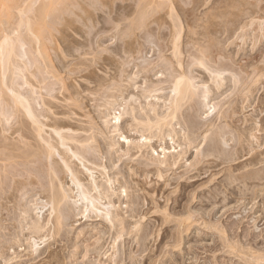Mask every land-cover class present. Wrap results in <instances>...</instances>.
I'll use <instances>...</instances> for the list:
<instances>
[{
    "label": "bare ground",
    "instance_id": "bare-ground-1",
    "mask_svg": "<svg viewBox=\"0 0 264 264\" xmlns=\"http://www.w3.org/2000/svg\"><path fill=\"white\" fill-rule=\"evenodd\" d=\"M103 1L15 0L13 20L0 21V264H69L79 254L84 260L74 259V264H95L90 257L96 254L103 260L107 252L104 245L113 236L115 240L121 239L122 249L116 247L114 255L111 252L105 260L110 256L117 264L126 259L130 264H172L176 261L175 251L167 249L159 259L150 254L151 250L145 257H139L135 251H141L149 235L162 227V241L167 239L171 248L179 247L183 234L199 219L218 234L220 241L226 242L230 252L253 255L254 250L245 251L228 242L216 218L204 217L215 214L219 202L224 207L264 194L263 183H259L264 179V166L253 168L264 159V150H256L264 141V134L260 133L264 132V122L258 125L257 117L256 121L252 116L238 115L251 106L254 84L258 76H264V69L255 66L259 70L253 78L247 76L251 79L248 80L243 74L253 61L244 62L245 65L239 61V68L245 70L240 72L242 77H235L234 71L232 78L223 76L237 60L232 59L233 50L226 54L219 43L210 42L215 28L208 30L211 36L206 31L194 30L193 23L199 18L194 22L195 17L192 21L190 18L196 0H191L192 10L186 9L187 25L193 28L186 30V41L191 43L186 49L191 60L187 59L186 64L181 57L185 41L179 42L180 17L178 23L174 21L176 29L172 31L167 19L154 16L166 4L159 0H108L106 6ZM166 1L172 8L168 16L174 19L173 0ZM259 8L264 11V7ZM250 16L246 15L248 19ZM159 18L167 23L169 33L162 29ZM238 18V23L230 20L233 27L226 25L228 37L238 29L254 26L252 17L248 22ZM65 20L70 25L77 23L71 27L72 38L53 39L51 30L55 31ZM152 22L158 23L157 27ZM35 25H42L39 28L43 32L38 33ZM246 31L240 32L237 39H249L244 38ZM152 35L158 39L168 36V40L163 44L157 39L152 46L154 40L148 39ZM155 53L157 58H152ZM220 54L224 60L218 59ZM194 67L208 71L205 70L208 74L204 75L202 85L196 84L198 75L193 74ZM227 82L229 86L231 82L234 87L237 83L240 86L219 104L216 98ZM258 106L264 107V97L259 99ZM205 112L207 119L202 118ZM175 124L184 130L181 136ZM106 133H113V138L107 140ZM174 136L181 138L186 147L176 150L180 145L174 144ZM228 139H233L230 148L224 146ZM193 147L194 155L190 152L185 158ZM189 159L187 168L176 172L182 160L185 163ZM116 160H122L120 166H115ZM202 179L206 180L198 184L199 189L195 187L190 193L188 188ZM171 185L175 194L164 195ZM159 195L164 197L162 202L157 200ZM29 201L37 209L36 218L31 216ZM169 201L171 205L167 207ZM123 205L126 211L122 210ZM91 217L100 226H82ZM83 218V223L78 224L81 228L73 230L76 239L70 237L73 231L66 226ZM156 221L157 227L162 226L160 230L153 228ZM234 226L236 222L230 224V229ZM51 238L64 241V249L40 257V245L49 247ZM131 243L135 244V251ZM66 248L71 251L66 253ZM249 258L245 261L251 264L264 260V250L257 252L253 260ZM105 260L94 261L108 264Z\"/></svg>",
    "mask_w": 264,
    "mask_h": 264
},
{
    "label": "rangeland",
    "instance_id": "rangeland-1",
    "mask_svg": "<svg viewBox=\"0 0 264 264\" xmlns=\"http://www.w3.org/2000/svg\"><path fill=\"white\" fill-rule=\"evenodd\" d=\"M15 1V0H14ZM14 1L13 0H0V21H3L2 20V18L4 19V20H7L8 19V21H12L13 20V18L11 17V16H13L14 15V13H13V11H16V10H14V5H13V3H14ZM105 1V5L107 6L108 4H107V2L106 1H108V0H104ZM103 1V2H104ZM110 1H113V0H110ZM109 1V2H110ZM115 2L117 1V2H119L120 0H114ZM158 1V0H157ZM173 1H175V2H173ZM172 1V6H174L175 8L174 9H176V10H174L175 11V17L173 16V18L174 19H172V17H170V15L168 16V13L170 14V12H171V10H172V8H169L168 6V2L165 0V2H164V0H162V2L159 0V2L160 3H163V4H166V6H167V8H166V6H160L159 7V9H157L158 10V12H155V14H154V16H156V14H158L156 17H160V15H161V19L162 20H166V21H168L169 23H168V26H170L169 28H171L172 29V31H173V29L175 30L176 29V27H174L173 25H174V21L175 22H177L178 23V21H179V17H180V21L182 22H180L179 21V25H178V29H179V32H180V37H179V42L181 43V42H184V48H183V55H181V57H182V59H184V62H185V64L187 63V59H188V61L189 60H191V55H189V53L186 51V49H188V48H190L191 46V43H187V31L186 30H191V29H193V28H191L190 29V27H188V25H187V10L186 9H188V8H190V10H192V2H191V0H173ZM195 1V0H194ZM206 1V2H205ZM205 1H203V0H196L195 2H193V6H194V4L195 3H197V5H196V9H195V6H194V10H192V11H194V12H192V14H193V16L190 18V16H189V18H190V20L192 21L193 19L192 18H194V20L192 21V22H194L196 19H198L197 21H195L193 24H195V26L197 25L198 26V24H201L202 22V24L201 25H199L200 27L198 28L197 26H196V28H195V26H194V30L196 29V31H199L200 32V30H201V32L202 33H204V31H206L205 32V34H209V36H211V34L213 33L214 35H212L209 39H211L212 41H210V42H213V40H214V42L216 43H219L218 45L221 47H223V49H225V53L226 54H229L230 53V51H228V50H231V52H232V50H233V52L232 53H230L231 54V56L233 55V58L232 59H234L233 61H235V60H237V61H235V63H231L232 64V66H231V69H227V70H225L224 72H223V76L225 77V78H227L228 79V77L230 78H232V74H234V76L236 77V75L237 76H239V74H240V72H241V74H243L242 72L244 71L245 72V70H241L240 68H239V66H240V62H242V63H249V64H251L252 63V61H253V65L251 64V66L249 65L248 66V72H245V74H243L242 76L243 77H245L246 76V78L248 79V80H251V79H249V78H253V74H255L256 72H257V70H259L258 68H263L264 69V59H261L262 58V55L264 56V34L262 33V32H264V29H263V26H264V15H263V13H264V11L262 10V9H260L259 8V6L260 7H264V0H258V2H257V0H205ZM208 1V2H207ZM227 1V2H226ZM229 1V2H228ZM249 3H248V2ZM13 2V3H12ZM108 2V3H109ZM123 2H129V1H123ZM199 2V3H198ZM215 2V3H214ZM259 4H257V3ZM202 3V4H201ZM220 3H222V4H220ZM251 3V4H250ZM255 3V4H254ZM10 4V5H9ZM174 4V5H173ZM224 4V5H223ZM254 6H253V5ZM162 5V4H161ZM201 5V6H200ZM226 5V6H225ZM251 5V6H250ZM258 5V6H257ZM263 5V6H262ZM171 6V7H172ZM178 7V8H177ZM218 7V8H217ZM158 8V7H157ZM167 9H168V11H167ZM170 9V10H169ZM259 9L261 10V11H259ZM8 12H7V11ZM11 10H12V13H13V15H12V13H11ZM180 10V11H179ZM207 10V11H206ZM210 10V11H209ZM253 12H255V13H252V11ZM173 11V12H174ZM186 11V12H185ZM204 11V12H203ZM217 12V13H216ZM262 12V13H261ZM178 13V14H177ZM203 13H205V14H203ZM261 13V14H260ZM5 15V17H4V15ZM207 14V15H206ZM249 15V14H251V16H250V18L252 17L253 18V20H255V21H252L253 22V27H252V24L251 25H249V26H251L250 28H249V26L248 27H245V29H243V30H241V29H238V30H236V32L231 36V37H228L229 35L228 34H226V31L228 30V28H227V30H226V25H231L230 26V28L231 27H233V24L234 23H238L239 22V20H237V18L238 17H241L242 16V18H238V19H244V20H242V21H246V22H248L247 20H250V18L248 19V17H246V15ZM165 15V16H164ZM191 15V14H190ZM209 15H213L212 17L211 16H209ZM245 15V16H244ZM2 16V17H1ZM9 16V17H8ZM163 16H164V19H163ZM198 16H201V18H204V19H201L200 17H198ZM206 16V17H205ZM254 16V17H253ZM260 16V17H259ZM7 17V18H6ZM211 17V18H210ZM71 18V17H70ZM152 18V17H151ZM159 18V22H161L160 23V26L162 27V29L163 30H166L167 28H168V26H167V23H165V21H164V23H162L163 21L161 20ZM177 18V19H176ZM206 18V19H205ZM209 18V19H208ZM245 18H247L246 20H245ZM259 18H261V20L259 19ZM12 19V20H11ZM69 19V18H68ZM72 19V18H71ZM186 19V20H185ZM204 20V21H201V20ZM236 19V20H235ZM70 20V19H69ZM169 20H173V22L171 23V21H169ZM210 20V21H209ZM236 21V22H234V23H232L231 21ZM240 20V21H241ZM190 21V22H191ZM228 21V22H227ZM261 22V24H260V22ZM72 22V21H71ZM209 24H208V23ZM250 22V21H249ZM259 22V23H258ZM263 22V23H262ZM65 23H67L66 25H65ZM76 23V22H75ZM74 23V24H75ZM181 23V24H180ZM198 23V24H197ZM226 23V24H225ZM74 24H68V22H66V20L62 23V25L59 23L58 24V26H56V28H54V30L55 31H57V32H55V31H53V30H51L52 32V38L53 39H55V40H59V39H69V38H72V29H71V27H73L74 26ZM77 24V23H76ZM152 24L154 25V26H156L157 27V25H158V23L156 24V22L154 23V22H152ZM151 24V25H152ZM163 24V25H162ZM205 24V25H204ZM212 24V25H211ZM218 24V25H217ZM259 24V25H258ZM61 25V26H60ZM73 25V26H72ZM203 25V26H202ZM214 25H216V27L214 26ZM256 25V26H255ZM35 26H38V25H35ZM41 27H42V25H40ZM40 26H38V28L40 27ZM69 26V27H68ZM173 26V27H172ZM212 26V27H211ZM260 26V27H262V29L260 28H258V27ZM46 26L44 25V28H45ZM60 27V28H59ZM66 27V28H65ZM163 27H165V29L163 28ZM183 27V28H182ZM223 27V28H222ZM43 28V27H42ZM41 28V29H42ZM69 28V29H68ZM182 28V29H181ZM199 30H198V29ZM216 29V30H213V29ZM248 28V29H247ZM252 28H256L257 29V31L256 30H252L251 31V29ZM40 28L38 29V33L39 32H43V30H41ZM67 29V30H66ZM210 29H212L213 31H211ZM220 29L221 30H224V32L223 31H221L220 32ZM260 30V32H259V30ZM68 30H69V32L70 33H68ZM170 30V29H169ZM169 30H166L167 31V33H169L170 31ZM182 30V31H181ZM208 30H210V31H208ZM245 30H247L246 32H247V35L244 37L245 39H246V37L247 38H249V39H252V40H249V39H246V41L245 40H243L241 37V39H237V38H239V36L238 35H240V32H241V34H243V33H245L244 31ZM249 30V31H248ZM59 31H60V33H59ZM66 31V32H65ZM219 31V32H218ZM253 31H255V32H253ZM262 31V32H261ZM45 32V31H44ZM55 32V33H54ZM65 32V33H64ZM216 32V33H215ZM249 32V33H248ZM254 34H253V33ZM258 32V33H257ZM228 33V32H227ZM239 33V34H238ZM263 35H262V34ZM40 34H42V33H40ZM67 34H69V35H67ZM74 34V33H73ZM185 34V35H184ZM226 34V35H225ZM249 34H252V35H249ZM257 34V35H256ZM43 35V34H42ZM62 37H61V36ZM218 35V36H217ZM262 35V37L260 38V36ZM59 36V37H58ZM65 38H64V37ZM194 36H196V34L194 35ZM214 36H215V38H214ZM241 36V35H240ZM249 36H252V37H249ZM254 36H256V38L254 37ZM149 37V36H148ZM154 37V38H153ZM236 39H234V38ZM258 37V38H257ZM164 38H165V40L166 41H163L164 40ZM167 38V39H166ZM220 38V39H219ZM260 38V39H259ZM149 40H154L153 42H155V40H157L158 38H157V36L155 37V36H151V37H149L148 38ZM184 41H183V40ZM151 40V41H152ZM161 40V41H160ZM167 40H168V36H165V37H163V39H158L157 41L158 42H162L163 44H165L166 42H167ZM223 41V42H222ZM232 41H233V43H232ZM253 41V42H252ZM151 43V45L153 46V44H155L156 45V42L155 43ZM230 42V43H229ZM251 42V43H250ZM255 42V43H254ZM258 42V44L256 45V43ZM216 43V44H217ZM229 43V44H228ZM231 43H232V46H231ZM236 43H238V44H236ZM241 43H243L242 45H241ZM235 44V45H234ZM263 44V45H262ZM154 45V46H155ZM252 45V46H251ZM238 47V49H239V51H238V49H236V47ZM259 46V47H258ZM188 47V48H187ZM227 47V48H226ZM240 47V48H239ZM155 48H156V46H155ZM243 48V49H242ZM254 48V49H253ZM241 49V50H240ZM251 49V50H250ZM228 52H227V51ZM235 50V51H234ZM169 52L170 53V50H167L166 49V52ZM237 51V52H236ZM168 52H167V54H168ZM260 52V53H259ZM235 55H234V54ZM239 54V55H238ZM151 55V53L150 54H147V56H150ZM157 56V54L155 53L154 55H153V57L152 58H157L156 57ZM235 56V57H234ZM245 56H247V57H245ZM250 56V58L248 59V57ZM218 57V59L219 60H224V55L223 54H220L219 56H217ZM256 57H257V59H258V61L256 60ZM146 58H150V57H146ZM151 58V59H152ZM190 58V59H189ZM246 58V59H245ZM264 58V57H263ZM217 59V60H218ZM251 59V60H250ZM246 60V61H245ZM240 61V62H239ZM250 61V62H249ZM229 62H231L230 60H229ZM237 62H239V64L237 63ZM257 62V63H256ZM260 62V63H259ZM238 65H237V64ZM245 63H244V65H245ZM255 64V65H254ZM258 64V65H257ZM209 66L208 67H210V68H213L212 67V65L211 64H208ZM237 65V66H236ZM262 65V66H261ZM258 67L257 68V70H256V67ZM261 66V67H260ZM203 67H194L193 68V74H196V75H198V78H196L197 79V83L196 84H200V85H202L203 84V81L204 80H206V79H204V75L208 72L206 69H202ZM255 68V69H254ZM233 69V70H232ZM246 69V68H245ZM205 70L207 71L206 73H205ZM231 71V72H229V71ZM252 70H254V73H253V71ZM201 71V72H200ZM203 71V72H202ZM234 71V72H233ZM233 72V73H232ZM235 72L237 73V74H235ZM232 73V74H231ZM208 74V73H207ZM241 74H240V76L239 77H237V78H240V77H242L241 76ZM247 74H249V75H247ZM195 75V76H196ZM228 76V77H227ZM234 76H233V78H234ZM249 78H248V77ZM251 76V77H250ZM197 77V76H196ZM201 77H202V80H201ZM261 76H258L257 78V80H256V84H254V88H255V92H254V94H252V97H250L251 98V101H252V104H251V106H248V107H245V108H243L239 113H238V115H240V116H242V117H244V115L245 116H252V118L254 119V120H256L257 121V119H258V125L260 124V123H263L264 122V107H261V106H258V102H259V99H261L262 97H264V76H262L261 78H260ZM259 78H260V80H259ZM204 79V80H203ZM199 80V81H198ZM257 81H259V82H257ZM202 82V83H201ZM224 82H226L225 80H224ZM262 82V83H261ZM210 83V81L208 82V84ZM228 83V82H227ZM259 83V84H258ZM198 84V85H199ZM259 85V86H258ZM237 86L239 87L240 86V84L239 83H237V85H236V87H234L233 86V83L231 82V84H230V86H229V83L228 84H224L223 86H222V89H221V91H222V93H221V91H220V96L218 97V98H216V100L217 101H220V103L219 104H221V102H224V101H226L228 98H230V96H232V94L234 93L233 91H234V88H235V91H236V88H237ZM257 87V88H256ZM261 87V88H260ZM225 88H227V89H225ZM256 89H257V91H256ZM229 90H230V92H229ZM233 90V91H232ZM226 91V92H225ZM228 96H227V95ZM261 95V96H260ZM224 96H226L225 98H224ZM261 97V98H260ZM220 98H222V99H220ZM227 98V99H226ZM255 101V102H254ZM216 102V101H215ZM212 103V102H211ZM245 104V103H244ZM257 104V105H256ZM253 105V106H252ZM258 106V107H257ZM262 110V111H261ZM240 113H242V115L240 114ZM250 113V114H249ZM206 112L204 113V114H202V118L204 119V118H206L205 116H206ZM248 116V117H249ZM207 117H209L208 115H207ZM256 117H257V119H256ZM207 119V118H206ZM261 120V121H260ZM263 120V121H262ZM221 124H225L224 122H222ZM179 126V125H178ZM175 127L176 128H179L178 129V136H181V133L182 132H184V130L182 131V129H180L181 128V126H179V127H177V124H175ZM228 128V127H227ZM108 132V131H107ZM114 133V132H113ZM113 133L111 134V133H109L110 135H107V133H106V135H107V140L108 139H110V137L112 136V138H113ZM260 133H262V134H264V132H263V130L262 131H260ZM231 134V133H230ZM132 137V136H131ZM225 137L227 138L228 136H227V134L225 135ZM111 138V139H112ZM114 138H117V137H114ZM153 139H155V138H153ZM174 140L176 141V143H174L175 145H177V144H179L180 146H181V148H180V146L179 147H177V149L176 150H180V149H182V148H184V147H186V144H185V142L183 143V140H181V138H178L177 139V137H175L174 136ZM178 140V141H177ZM153 141H155V140H153ZM232 141H233V139L231 140H229L228 139V141H226L225 142V144L227 143V145H224L226 148H230V145L232 144ZM170 142H173V141H170ZM178 142V143H177ZM263 144H261L260 146H256L257 144H255V141H254V144H255V146H256V150L258 149V151H261V150H264V141L262 142ZM157 144H159V142L157 141ZM182 144V145H181ZM161 145H163L164 146V144H163V141L161 142ZM184 145V146H183ZM178 146V145H177ZM228 146V147H227ZM116 148H118V146H115ZM115 147H114V149H115ZM258 147V148H257ZM262 149H261V148ZM159 151H160V146L157 148ZM195 151H196V149H195V147H193L188 153H186V155H185V158H187V156L190 154V152H192L191 153V155L193 154L194 155V153H195ZM118 153V152H117ZM156 154V153H155ZM188 154V155H187ZM102 155V158H103V160H106V158H105V155H103V154H101ZM104 156V157H103ZM160 156H163L162 155V153L160 154ZM262 158H264V155L262 154V156H261ZM180 157H178V159H179ZM185 158H184V160H185ZM190 159H192V158H190ZM190 159L188 160V162L187 161H185V163H184V160H182L181 162H182V166H180L179 168H177L176 169V172H182V171H184L187 167V163H189V161H190ZM118 161V162H117ZM121 161L122 160H116L114 163H115V166L117 165V166H120V164H121ZM120 162V163H119ZM184 163V164H183ZM262 164H263V166H264V159L261 161V162H259V163H257L255 166H253V168H257V167H261L262 166ZM186 167V168H185ZM251 168H252V166H250ZM246 168H249V166H247ZM246 168H244V169H246ZM107 169H109V167L107 168ZM244 169H241V170H244ZM240 170V171H241ZM238 172V171H237ZM235 173H236V171H235ZM148 179H150V176H149V178ZM154 179V178H153ZM206 179H202V180H199V181H196L195 182V184H194V186L193 187H189L188 188V191H190L191 189V191L193 192V188H195L196 187V189L198 188L197 186H198V184H200L201 182H204ZM259 183L260 184H262L263 186H264V179H262V180H260L259 181ZM115 184H116V182H115ZM151 184H153V180H152V182H151ZM239 185L241 186L242 184H241V182L239 183ZM263 186H261V187H263ZM199 189V188H198ZM174 190V185H171V186H169L168 187V191L164 194V195H166L167 193H172L171 191H173ZM191 191H190V193H191ZM190 193H188V194H190ZM262 194H263V192H261ZM173 195L175 194V193H172ZM262 194H260L259 193V195L257 196V198L256 199H254V200H248V199H245L244 201H243V199H242V201L241 200H238V201H233V202H231L230 204L228 203V204H226V205H224V207H223V205H222V203H217V205L215 206V208H214V212H215V214L213 213V212H211V214H210V216H208L207 217V215L204 217V219H206V220H208L209 218L211 219V220H215V218H216V220L218 221V223H219V228L223 231H225V233H224V236L228 239L227 241L228 242H233L234 244H238V246H241L240 248L241 249H243V250H249V249H251V250H254L255 252L253 253V255L252 254H248V256L250 257H247L246 255H242L241 254V256L244 258H242L241 256H239V255H236L235 253H233V252H230V250H229V248L227 247V246H225V243L224 242H222V240L220 241V237H218L217 238V236H218V234H216V233H214L213 231H210L208 228H206L205 227V224L204 223H200L201 221H202V219H199V221L198 222H196V223H194V226L192 227V229L191 230H189L186 234L184 233L183 234V242L180 244L181 246H179V247H172L171 248V245L169 244L170 242L168 241V243H166V240L167 239H163L165 242H163L162 241V238H161V232H162V226H159V227H157V224H158V222L156 221V223H155V226L153 227L154 229H159V228H161V230L157 233V232H153V235L151 234V236L149 235V237L147 238V240H146V245H145V247H143V248H141V251H135L137 248L134 246L135 244L134 243H131V247L133 248L134 247V251H135V254L136 255H138L139 257L141 256H143V257H145L146 256V254L149 252L150 253V250L151 251H153V252H151L150 254L151 255H154V257H155V259H159V257H161L162 255L161 254H163L167 249L170 251V252H172V253H174L173 251H175V258H176V261L174 262V263H172V264H246L247 263V261H245L247 258H249V259H251V260H253L252 258H253V256L255 257V255L257 254V252H263V250H264V209H263V206H264V200L262 201V199H263V196H264V194L262 195ZM191 195V194H190ZM154 197L156 196V193H154V195H153ZM160 196V195H159ZM157 197V200L159 199L160 200V202H162V200H164V197ZM31 199V198H30ZM123 200H125V199H123ZM248 200V201H247ZM163 203H166V202H163ZM28 204H30V208H31V216L33 217V218H36L38 215L36 214L35 215V213L37 212V209H35V205L32 203V201H29V203ZM124 204V203H123ZM196 204H197V202H196ZM126 205V204H125ZM125 205H123V207H122V210H124V211H126V208H124V206ZM171 205V201H169L168 203H167V207H169ZM32 206V207H31ZM144 207H146V204L144 205ZM227 207V208H226ZM229 207V208H228ZM207 208H210V206L209 207H207ZM34 209V210H33ZM216 209V210H215ZM114 211V210H113ZM46 213H48V212H46ZM122 213H124L123 211H122ZM213 213V214H212ZM127 214V213H126ZM39 216H41V215H39ZM77 217H79V216H77ZM95 218H93V217H91V218H88V222H87V224H86V222L84 223V224H82V226L83 225H86V226H90L89 228H91V226H95V224L96 225H98L99 224V226H100V222L98 221V220H94ZM98 219V218H97ZM152 220H154L155 219V217H153V218H151ZM73 220V219H72ZM81 223H83L82 221H84V218L82 219V220H77V221H74L73 220V225H69V227L68 226H66V228H70V226H71V230L70 231H75L76 230V232H77V228H81V225H78L80 222ZM232 222H236V226H234V228L233 229H230V224L232 223ZM98 223V224H97ZM90 224V225H89ZM171 227V226H170ZM195 227V228H194ZM86 228V227H85ZM153 229V230H154ZM69 230V229H68ZM70 232V237H72L73 236V238H75L76 236L74 235V234H76V232ZM223 231V232H224ZM74 233V234H73ZM155 233V234H154ZM214 233V234H213ZM156 234H158V235H156ZM155 235V236H154ZM113 238H115L114 236H113ZM113 238H111V237H109L108 239H107V242H106V244L104 245V248H105V250H107V252H106V254L103 256V260H105V258L112 252L113 254L112 255H114V252H115V250L118 248V250H119V248H121L122 249V245L121 244H119V240H121V239H119L118 240V238L115 240V239H113ZM76 239V238H75ZM74 239V240H75ZM80 239H82L81 237L80 238H78V240H80ZM113 240H115V241H113ZM55 241V240H54ZM53 241V239L51 238V240H50V246L48 247V246H43V245H40V247H41V249H38V251L40 250H42V248H43V254L40 256V257H45L48 253L47 252H50V251H52V252H54V251H61V250H63L64 248L62 247L63 245L62 244H64L62 241H58V240H56L55 242ZM109 242V243H108ZM118 242V243H117ZM115 243H116V245H115ZM59 245V246H58ZM107 245H109V246H107ZM111 245V246H110ZM113 245V246H112ZM133 245V246H132ZM61 246V247H60ZM117 247V248H116ZM190 247V248H189ZM227 247V248H226ZM63 248V249H62ZM104 248L103 249H101V252L104 250ZM116 248V249H115ZM145 248V249H144ZM171 248V249H170ZM176 248H178V249H176ZM181 250H180V249ZM61 249V250H60ZM68 248H66L65 250V252L66 253H68V252H70L71 251V249L69 248V251L67 250ZM109 249V250H108ZM228 249V250H227ZM72 250H73V247H72ZM177 250V251H176ZM179 250H180V252H179ZM185 250V251H184ZM37 251V252H38ZM41 251V252H42ZM36 252V253H37ZM55 252V253H56ZM137 252V253H136ZM177 252V253H176ZM139 253H141V254H139ZM161 253V254H160ZM189 253V254H188ZM35 254V253H34ZM80 255V254H79ZM77 255L78 257H76L77 259H75V258H73L72 260L73 261H69L71 264H74V263H77L75 260H77L78 262H81V261H83L84 259L83 258H81L82 256L80 255ZM96 254H92V257H90V258H92L91 259V261L92 262H95V264H97L98 262H99V259L101 260V261H103L102 259H101V257H100V255L99 256H95ZM111 255V254H110ZM251 255H252V257H251ZM181 256V257H180ZM110 257V256H109ZM107 258L105 261H106V263H108V264H117L116 262H114L112 259H110V258ZM124 257V256H123ZM247 257V258H246ZM87 258V257H86ZM89 258V259H90ZM180 258V259H179ZM75 259V260H74ZM83 259V260H82ZM110 259V260H109ZM126 259V258H125ZM183 259V260H182ZM255 259V258H254ZM94 260H97V261H94ZM250 260V261H251ZM127 261V262H126ZM178 261V262H177ZM183 261V262H182ZM97 262V263H96ZM122 262H123V264H130V263H128L129 261H128V259H126V260H122V261H120L118 264H122ZM125 262V263H124ZM182 262V263H181ZM252 262V264L254 263V264H264V260H261L260 262H258V263H256V260H254V261H251ZM69 263V264H70ZM247 264H251V263H247Z\"/></svg>",
    "mask_w": 264,
    "mask_h": 264
}]
</instances>
